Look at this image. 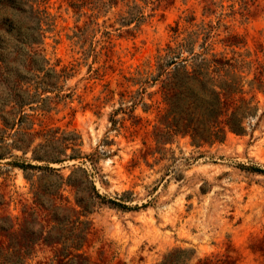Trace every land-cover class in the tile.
<instances>
[{"label": "rangeland", "instance_id": "rangeland-1", "mask_svg": "<svg viewBox=\"0 0 264 264\" xmlns=\"http://www.w3.org/2000/svg\"><path fill=\"white\" fill-rule=\"evenodd\" d=\"M38 8L53 24L42 26L36 47L60 72L59 88L25 105L24 115H4L8 124L0 117V215L19 228L23 209L34 206L35 185L54 173L80 178V166L100 195L84 217L79 250L91 264H157L175 249L184 250L180 264H264V88L243 85L258 108L244 119L245 132L196 147L186 134L155 143L164 76L142 82L156 74L167 44L208 29L214 52L251 61L252 72L259 61L264 77V0H171L135 29L119 24L123 2L99 13L100 29L87 14L77 20L68 0H40ZM79 28L85 31L77 41ZM60 192L53 202L77 209L71 187L63 183ZM56 246L38 242L24 264H49Z\"/></svg>", "mask_w": 264, "mask_h": 264}, {"label": "trees", "instance_id": "trees-1", "mask_svg": "<svg viewBox=\"0 0 264 264\" xmlns=\"http://www.w3.org/2000/svg\"><path fill=\"white\" fill-rule=\"evenodd\" d=\"M39 1L0 0V117L5 124L8 122L4 115H24L25 105L42 103L49 99L44 94L59 88L60 72L48 65L36 47L42 41V26L48 29L53 24L45 9L38 8ZM141 1L142 5L135 0H68V5L77 13V20L87 14V23L100 29L96 22L99 13L105 14L108 8L123 2L127 8L119 16V24L132 25L135 29L160 5L171 3V0ZM148 6L150 12L146 11ZM172 29L175 33L176 28ZM84 31L85 28H79L73 34L77 41ZM209 32V29L190 32L174 46L167 44L164 52L156 56V74L142 80L155 83L164 76L159 85L164 107L153 131L155 143L170 142L176 134L188 135L190 143L196 147L221 142L227 132H245L244 119L257 113L254 97H244L243 85L251 90L264 88L261 64L255 61L252 72L251 61L214 52L207 42ZM102 34L108 37L109 31L103 30ZM199 34H202L200 41ZM233 37L225 38L227 45H234L229 42ZM195 43L198 51H194ZM244 66L246 73H237ZM249 74L252 75L248 77ZM7 105L11 108L6 110ZM14 124L16 122L12 121L10 127ZM70 148L73 152L76 150ZM73 154L70 157L76 156ZM89 157L94 160L97 153H91ZM34 158L43 160L38 154H34ZM24 167L54 171L49 166L26 164ZM77 170L82 177H74L71 172L62 179L54 173L53 179L35 185L34 206L23 209L19 228L14 229L9 217L0 215V237L5 238L0 240V264H24L38 242L57 245L49 264H91L79 250L88 224L84 217L93 210L100 195L85 169L78 166ZM63 183L73 190L77 209L53 202L52 197L62 198ZM107 201L123 206L111 199ZM183 251L175 249L157 264H180L184 259L179 253Z\"/></svg>", "mask_w": 264, "mask_h": 264}]
</instances>
